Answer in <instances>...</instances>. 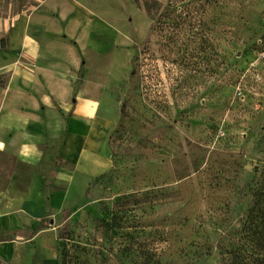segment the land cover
<instances>
[{
    "label": "rangeland",
    "instance_id": "1",
    "mask_svg": "<svg viewBox=\"0 0 264 264\" xmlns=\"http://www.w3.org/2000/svg\"><path fill=\"white\" fill-rule=\"evenodd\" d=\"M84 1L106 49L111 167L56 223L21 233L11 264H250L239 239L264 184V0ZM173 5L204 7L200 40L158 31Z\"/></svg>",
    "mask_w": 264,
    "mask_h": 264
},
{
    "label": "crops",
    "instance_id": "2",
    "mask_svg": "<svg viewBox=\"0 0 264 264\" xmlns=\"http://www.w3.org/2000/svg\"><path fill=\"white\" fill-rule=\"evenodd\" d=\"M96 26L84 0H0V264L14 262L21 233L56 223L111 167Z\"/></svg>",
    "mask_w": 264,
    "mask_h": 264
},
{
    "label": "trees",
    "instance_id": "3",
    "mask_svg": "<svg viewBox=\"0 0 264 264\" xmlns=\"http://www.w3.org/2000/svg\"><path fill=\"white\" fill-rule=\"evenodd\" d=\"M178 2H182V0H179ZM206 3L208 6H215V8L218 9L224 8L223 2L219 3L217 0H206ZM190 9L191 8L188 5H173L171 10L156 15L160 25V29L158 28V31L164 30L167 31L168 34L170 33L172 35V43L179 46L184 43L181 42V40L184 39L191 42L200 40V30L205 25L203 24L202 18L203 14L205 15V9L202 6L191 9L192 12ZM199 9L202 13L198 15L196 10ZM173 37L175 38L173 39ZM257 48H264L263 41L260 45H257ZM216 59L219 60L218 67L220 70L218 74L223 75L225 72L224 68H222L224 64V57L216 56ZM135 61H137V59H135ZM137 67L138 65H135L134 63V70L131 74L132 83L136 81V76L138 74ZM239 240L240 248L243 249L244 256L247 258L248 263L264 264V184L261 190L256 192L253 196L252 206L248 211L245 225L241 230ZM199 256L192 257L191 259L185 258L184 261L181 260L180 262L179 260L173 262L172 264H189L190 261L198 259ZM180 258L183 259V257ZM143 261V264H146L145 262H149V264H161L160 258L156 255L143 257Z\"/></svg>",
    "mask_w": 264,
    "mask_h": 264
}]
</instances>
